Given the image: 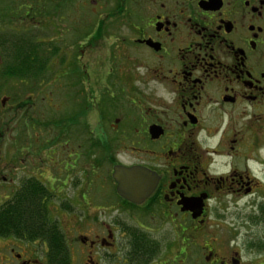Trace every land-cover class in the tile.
Here are the masks:
<instances>
[{
  "label": "flooded vegetation",
  "instance_id": "flooded-vegetation-1",
  "mask_svg": "<svg viewBox=\"0 0 264 264\" xmlns=\"http://www.w3.org/2000/svg\"><path fill=\"white\" fill-rule=\"evenodd\" d=\"M0 3V207L40 184L53 218L56 206L62 216L76 209L82 221L92 218L79 206L97 178L94 172L86 185L91 155L96 168L107 161L110 176L117 165L139 167L156 183L139 208L125 209L116 194L120 208H100L116 214L110 225L100 221L92 238L79 237L88 248L86 264H96V247L118 246L115 228L126 247L123 261L138 264L135 229L151 233L154 222L168 223L193 235L215 211L246 198L259 200L264 215V0H83L104 18L81 29L76 43L56 34L70 25V0ZM95 49L102 52L97 72L82 61ZM60 80L66 109L59 115L53 94ZM116 146L128 163L118 160ZM195 199L198 217L182 211V202ZM119 212L135 225L118 222ZM125 226L135 228L124 232ZM9 241L19 244L18 252L9 249L16 264H47L43 243ZM141 242L147 264H161L156 243L147 235ZM204 249L209 264H241Z\"/></svg>",
  "mask_w": 264,
  "mask_h": 264
},
{
  "label": "rangeland",
  "instance_id": "rangeland-1",
  "mask_svg": "<svg viewBox=\"0 0 264 264\" xmlns=\"http://www.w3.org/2000/svg\"><path fill=\"white\" fill-rule=\"evenodd\" d=\"M6 1H9L11 4L12 0ZM82 1L83 0H70V25L66 30H63L62 27L56 29V34L61 32L62 36L67 38L70 43H76L79 41L81 29L88 30L90 27H94L98 20L104 18L103 15H99L100 12H94L88 6L85 7L82 4ZM0 6H2L1 3ZM60 13L62 14V10ZM5 31L11 32V30ZM33 31L36 32V36L37 33H42L43 37L46 39L47 35L50 34L46 31ZM62 42L63 40L58 41L60 44L57 45L63 46ZM69 42L65 43V48L67 49V46L70 45ZM92 50H90L91 52L86 53L85 58L82 59V61L86 65L87 70L97 72L98 63L96 61H102L100 58L102 52H97L96 49L94 51ZM72 52V54L77 57L79 55V46H74ZM68 58L69 62L74 60L71 53L68 55ZM91 78L92 86L94 85V90H92L94 94L97 92L98 95V84L95 83L94 77ZM62 81L63 80H60V83L57 86V89L59 90H56L53 94L58 108L61 104V112L59 115L63 113L62 109L66 107L63 98L64 94L62 92V87H64V84H61ZM96 81H98L97 77ZM86 97L88 99L91 98L89 94H87ZM39 100L40 98L36 97L35 101L38 102ZM70 109L71 108H68V110ZM87 120H89V123L92 124V126L94 125L95 118L93 114H89ZM119 145L127 144L124 143ZM76 146L77 143H72V149H75ZM116 149H118L116 152L118 160L123 164L128 163L129 160L127 159L126 151L119 150L121 148H118V146H116ZM90 158L91 155H88L85 166V173L87 175L86 185L88 184V179L90 180L94 176V172L95 175H97V178L95 184L92 186L93 188L86 186L83 192L82 190L80 191V194L81 192L86 194L84 200L79 203V206L80 208L81 206L87 207L88 210L86 213H88L90 217H93L82 221L81 218H83V214L77 212L76 209L71 216H67V214L62 216V214L58 212L59 208H57V206L52 212L54 218L59 221L60 227L66 234V237H69L67 245L71 257V264L88 263L86 261L88 248L80 244L79 237L86 236L92 238L95 232L99 233L98 229L101 226L100 221L110 225L111 216L116 214L111 209L107 210L105 213L106 215L99 211L102 206V208L112 206L116 209L115 205L117 199L113 191V184L110 182L111 166L107 161H103L100 166H97L99 168H96ZM72 192L73 191L71 190L70 193L72 194ZM258 202L256 203L252 198H246L240 201L238 205H227V209L224 211V207H221V211H215L216 213H213V218L204 226H201L197 233L193 235L190 231L186 234H180L176 232L177 227L174 226V228H172L168 223L154 222L155 228L153 229V232L148 233V237L156 243V246L159 249V262H161V264H209V262L205 260L207 251H205L204 247L210 246L214 251L216 259L222 260L229 257L236 259L238 257L241 264H264V215L261 216L259 214ZM96 205H100L101 207H97ZM118 206L120 208L119 204ZM211 206L214 208L213 206L215 205L212 203ZM120 211L122 212V210ZM118 214V222L135 225L131 218L125 217L123 214H120V212ZM95 215L98 216L96 217ZM117 220H114L113 222ZM184 226L187 227V224H184ZM114 235L118 242L116 248L111 250L96 247L94 249L96 264H129L123 261V259L126 258V247H122L121 243L123 242H121V240L124 239L120 236V232L117 231L116 228ZM9 240L11 239L0 240V264H16L15 261L10 260L9 249L12 248L15 252H18L17 245L19 244H12ZM233 252H236L237 255H233ZM39 256L40 255L37 254L33 257L36 258V260L41 261ZM6 258H9L10 261L6 262ZM143 261L148 262V259ZM137 263L141 264L140 262Z\"/></svg>",
  "mask_w": 264,
  "mask_h": 264
},
{
  "label": "trees",
  "instance_id": "trees-1",
  "mask_svg": "<svg viewBox=\"0 0 264 264\" xmlns=\"http://www.w3.org/2000/svg\"><path fill=\"white\" fill-rule=\"evenodd\" d=\"M31 65L28 61L24 63V68ZM45 196L46 192L40 184L28 185L16 193L7 205L0 207V240L12 239L29 243L39 241L46 246L47 264H71L67 245L69 237H66L59 221L52 218L46 206L42 204ZM124 206L130 208L127 203ZM124 228V232L129 231ZM133 236L136 260L147 264L143 261L146 259L147 250L141 244V240H145L146 236L138 229H135ZM147 258L150 259L149 256Z\"/></svg>",
  "mask_w": 264,
  "mask_h": 264
},
{
  "label": "water",
  "instance_id": "water-1",
  "mask_svg": "<svg viewBox=\"0 0 264 264\" xmlns=\"http://www.w3.org/2000/svg\"><path fill=\"white\" fill-rule=\"evenodd\" d=\"M111 177L116 184L117 195L135 205L146 200L156 183L153 174L139 167L114 166ZM201 209L202 205L197 199L182 202V211H196L194 217L200 215Z\"/></svg>",
  "mask_w": 264,
  "mask_h": 264
}]
</instances>
